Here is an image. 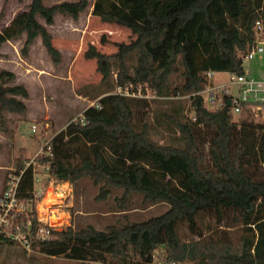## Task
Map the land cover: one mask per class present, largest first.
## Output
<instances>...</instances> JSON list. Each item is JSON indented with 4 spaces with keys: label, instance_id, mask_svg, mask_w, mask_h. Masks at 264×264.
Wrapping results in <instances>:
<instances>
[{
    "label": "trees",
    "instance_id": "16d2710c",
    "mask_svg": "<svg viewBox=\"0 0 264 264\" xmlns=\"http://www.w3.org/2000/svg\"><path fill=\"white\" fill-rule=\"evenodd\" d=\"M89 6L88 0H62L47 5L30 0L0 30V46L24 37L21 53L38 37L54 64L61 53L52 42L51 25L60 13L76 19ZM91 14L101 21L130 30L132 39L116 43V50L104 53L89 44L86 58L95 59L105 83L115 69V85L142 84L158 97L188 95L191 116L181 109L167 113L177 131L175 142L160 143L149 133V123L133 125L135 97L100 92L99 108L82 111L84 124L70 121L51 139L52 157L46 162L49 173L59 181L75 182L88 176L99 185L97 198L107 197L112 189L126 204L131 194L144 203L164 202L167 209L139 221L110 223L105 229L92 224L78 228L69 225L54 230L53 238L32 242L41 252L99 264H146L154 251L169 260L189 264H264V180L249 171L254 164L264 165V122L248 116L234 119L224 103L209 110L199 93L206 84L207 71L243 72L242 58L254 39L257 19L264 20V0H93ZM43 20V23L40 22ZM102 40V38H101ZM134 57V63L128 60ZM180 82L172 86V73ZM13 71L0 69V128H5L4 112L24 113L27 89L14 83ZM211 131L205 153L198 146L196 127ZM5 130V129H4ZM77 139L87 143L71 147ZM208 158V160L206 159ZM24 163L18 162L15 174ZM155 172L168 177L159 181ZM173 181V183H171ZM31 167L20 176L21 196L29 198L33 189ZM231 210L240 236L232 239L227 229L216 236L201 238L197 217ZM187 222L199 234L197 239L180 240L176 226ZM12 243L2 239L0 243ZM131 250L138 257L128 258Z\"/></svg>",
    "mask_w": 264,
    "mask_h": 264
},
{
    "label": "rangeland",
    "instance_id": "374dc122",
    "mask_svg": "<svg viewBox=\"0 0 264 264\" xmlns=\"http://www.w3.org/2000/svg\"><path fill=\"white\" fill-rule=\"evenodd\" d=\"M59 1L62 0H43L47 5ZM88 1L89 6L76 19L56 13L53 23L47 25L52 34V42L61 53L59 63L54 64L51 61L38 37L29 46L25 55L21 53L24 37L6 41L0 46V69L13 71L14 83L23 84L28 93L23 99L26 105L24 113L4 112L5 130L0 128V192L7 177L16 170L17 163L31 159L44 139L56 135L65 129L70 121L76 120L90 103L99 98L100 92L109 88L111 89L109 93H114L124 88L115 85L114 68L111 77L105 83L101 82V74L96 68L95 59L86 58L84 51L92 44L101 52L112 53L116 50V43H127L133 35L125 27L103 22L92 15L90 3L93 0ZM29 2L30 0H0V30L17 12L25 9ZM40 22L43 23V20L40 19ZM133 58H129V65L134 63ZM242 67L251 76L258 78L264 74V56L243 58ZM228 77L229 73L226 71H213L209 80L213 84H219L228 81ZM180 79V74L174 72L170 76V84L175 86ZM139 87L145 96L138 99H146L147 102L130 101L134 108L133 125L139 127L141 122L147 121L150 136L154 140L160 143L175 142L177 131L170 124L166 114H176L177 108L182 110L184 116L192 115L188 95L158 97L142 84L129 85L128 89ZM231 88L233 90L234 86L231 85ZM242 115L264 122V105L259 111L236 115L235 120ZM32 126H35L36 131H32ZM210 135L211 131L205 127L199 126L195 129L198 146L205 153ZM76 145L82 149L88 146L82 139H77L71 147ZM249 171L255 178L264 180V165L254 164ZM154 176L163 182L168 179L159 172H155ZM69 184L71 203L69 206L57 208L69 213L70 225L74 228L92 224L96 229H105L110 223L122 224L127 220H143L164 212L168 207L164 202L144 203L141 196L136 193L131 194L126 204L119 203L116 196L120 194V189H112L107 197L99 199L96 197L99 185L93 183L86 175ZM58 185L54 184L58 192L56 195L63 191L64 186L57 188ZM197 228L201 238L216 236L221 229H227L229 236L234 240L240 236V227L233 221L231 210L221 211L220 222L217 221L216 213L201 212L197 217ZM176 229L180 240L199 237L196 231L192 232L188 228L187 222L178 223ZM127 259L136 261L138 257L129 250ZM99 263L70 259L62 255L50 256L41 252L37 246L28 251L16 243H0V264ZM179 263L189 264L186 261Z\"/></svg>",
    "mask_w": 264,
    "mask_h": 264
},
{
    "label": "built area",
    "instance_id": "2783aa9c",
    "mask_svg": "<svg viewBox=\"0 0 264 264\" xmlns=\"http://www.w3.org/2000/svg\"><path fill=\"white\" fill-rule=\"evenodd\" d=\"M252 29L254 39L247 52L241 56L242 60L243 58H252L255 55L264 56V20L257 19ZM212 72H206V84L199 92L207 109L216 110L226 103L235 119L236 115L259 111L261 106L264 105V74L255 78L243 69L241 74L228 72V81L213 84L209 80ZM231 85L234 86L233 90ZM114 93L135 98L145 96L144 93H141L140 87L128 89V86H124V88L118 89ZM89 106L99 108L98 99L90 103ZM77 120L84 124L82 113ZM32 131H36L35 126H32ZM52 137L44 139L34 156L24 162V167L19 174L13 173L7 177L0 192V236L2 239L12 241V243H16L28 251L33 248L32 242L52 239L54 230H61L70 225L69 213L57 208L69 206L71 203L70 181L55 179L48 171V164L46 162L41 163L38 160L42 157H52ZM28 166L31 167L34 186L31 196L26 198L20 194L19 182L22 171ZM54 184H59L57 188L60 186L62 188V185H64L63 191L59 195H56L58 192ZM51 187L55 188L52 189ZM48 194L52 195L53 198H47ZM54 195L56 196L54 197ZM52 215L56 216L57 219L53 220ZM146 264L180 263L167 259L160 251H154L150 261Z\"/></svg>",
    "mask_w": 264,
    "mask_h": 264
},
{
    "label": "bare ground",
    "instance_id": "6f19581e",
    "mask_svg": "<svg viewBox=\"0 0 264 264\" xmlns=\"http://www.w3.org/2000/svg\"><path fill=\"white\" fill-rule=\"evenodd\" d=\"M49 197H52V195L48 194V197H47V198H49ZM52 198H53V197H52ZM52 219H53V220H56L57 218H56V216L52 215Z\"/></svg>",
    "mask_w": 264,
    "mask_h": 264
},
{
    "label": "crops",
    "instance_id": "0c3cea01",
    "mask_svg": "<svg viewBox=\"0 0 264 264\" xmlns=\"http://www.w3.org/2000/svg\"><path fill=\"white\" fill-rule=\"evenodd\" d=\"M90 12H91V6H90ZM100 96H101V95H100ZM100 96H99V97H100Z\"/></svg>",
    "mask_w": 264,
    "mask_h": 264
},
{
    "label": "water",
    "instance_id": "95a60500",
    "mask_svg": "<svg viewBox=\"0 0 264 264\" xmlns=\"http://www.w3.org/2000/svg\"><path fill=\"white\" fill-rule=\"evenodd\" d=\"M229 103V102H228Z\"/></svg>",
    "mask_w": 264,
    "mask_h": 264
}]
</instances>
